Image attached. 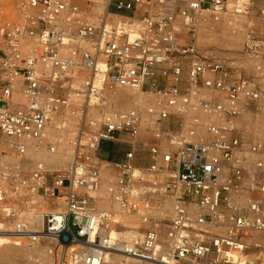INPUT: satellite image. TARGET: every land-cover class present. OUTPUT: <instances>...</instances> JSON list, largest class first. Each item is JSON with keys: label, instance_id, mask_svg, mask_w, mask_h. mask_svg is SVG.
Returning <instances> with one entry per match:
<instances>
[{"label": "built area", "instance_id": "obj_1", "mask_svg": "<svg viewBox=\"0 0 264 264\" xmlns=\"http://www.w3.org/2000/svg\"><path fill=\"white\" fill-rule=\"evenodd\" d=\"M90 4L20 0L14 19L0 21V235L45 246L51 264L126 263H109L107 253L138 264H264V131L235 124L247 110L264 118V89L234 58L197 42L198 18L216 22L230 9L264 19V0H107L95 20ZM252 27L243 53L258 57L264 35ZM75 69L87 73L88 100L127 88L152 104L146 114L114 112L94 130L91 120L80 125L65 169L25 166L34 148L55 149L47 129L63 125L57 115L71 105ZM122 133L150 160L136 166L131 150L108 162L116 170L110 199L144 224L131 242L110 236L91 193L101 180L100 143ZM160 190L172 198L161 220L149 213Z\"/></svg>", "mask_w": 264, "mask_h": 264}, {"label": "rangeland", "instance_id": "obj_2", "mask_svg": "<svg viewBox=\"0 0 264 264\" xmlns=\"http://www.w3.org/2000/svg\"><path fill=\"white\" fill-rule=\"evenodd\" d=\"M91 2H87V0H74L78 5L82 7H86L87 3H91L89 6V15L91 19H98L99 15H102L100 8L103 7L106 0H90ZM20 0H0V21L3 20H13L15 17L16 7ZM257 15V13H254ZM253 15V14H252ZM258 18V19H257ZM115 20H122L120 17H115ZM228 19V20H227ZM231 20L234 23L231 24L230 18H223L222 25L220 26L219 32L210 34L205 26L199 30L197 34V42L200 33H209L206 36L212 37L210 42L207 43H199L204 46H213L210 48L213 51H218L221 53L223 57L234 58V64L243 69L246 74H250L246 71L249 70L253 72L254 79L260 86L264 89V55H259L258 57H250L243 53L244 45H243V35H244V25L245 24H254L252 29L256 31L260 36L264 35V19L261 20L258 16L255 18H251L248 15V18L234 17ZM263 27V31L260 32V28ZM231 34V35H230ZM228 35L234 37V43L228 44L226 43V37ZM205 37V36H204ZM258 63V64H257ZM260 63V64H259ZM256 64V65H255ZM246 68V69H244ZM241 71V70H240ZM75 76L78 75L79 71L74 70L72 72ZM77 73V74H76ZM87 75V73L85 74ZM82 78H85L81 76ZM82 91V83L81 81L72 80L70 92L79 93L83 95ZM263 93V92H262ZM132 94L136 95V93ZM137 96V95H136ZM85 99V98H84ZM15 102H22L21 96H15L13 98ZM69 101L72 99L69 98ZM104 100H99L98 103H95L99 107L95 109V111H100V107L104 105ZM83 103V101H82ZM1 105H4L3 103ZM122 106V105H121ZM126 108L125 105L120 107L117 103H111V105L107 106V109H119ZM123 108V109H124ZM72 109H77L75 107H71L69 111L62 112L59 118L63 120V125L60 127H51L47 129V137L51 140L56 146V152L54 154H50L49 151L42 147L41 151L34 152L30 154L28 159L24 162V165H31L35 162H43L47 168L52 169H65L67 167L68 162L74 154L73 142L77 139V124L80 115H72ZM77 113V111H75ZM258 115H248L243 117L240 120L239 127L244 129L245 131H252L255 135L261 136L263 133V123L261 121L258 122ZM257 121V122H256ZM256 122V123H255ZM255 123V124H254ZM58 124V123H57ZM258 124V125H257ZM1 137V136H0ZM134 140L125 133H122L120 136V141H102L100 143V148L98 150V157L100 161H102L99 172H100V182L98 186L91 190V193L97 196V205L100 209L106 210L112 213V229L114 236H121L123 240L127 242H131L132 240H136L141 237L142 234H137V232L142 230V223L140 217L136 213H128L120 208L118 204L111 201L109 199L107 188L109 183L113 180L116 171L112 167V165H108V162L120 161L124 159V155L126 152L135 150L136 156V166H147L150 163L149 156L147 152L142 149V146L138 142H133ZM2 143L0 142V145ZM106 144H111L114 146V154L115 159L110 160L107 157V152L104 151V146ZM10 161L13 163L19 162V160L10 158ZM153 197V205L152 209L149 211L150 215L154 217L155 214L160 216L159 220L165 217H169L171 215L172 209V200L168 198H164L161 195L153 194L150 195ZM161 210L159 211V209ZM117 213V214H116ZM156 216V215H155ZM113 222H117L116 224ZM143 231V230H142ZM165 232L161 231V238L165 237ZM113 236V237H114ZM4 240H7V245L12 249L18 250V257L8 256L7 259L4 260L5 264H50L49 258L45 257V253H43L42 249H27L24 243L13 241L9 237H3ZM9 242V243H8ZM264 244V241H262ZM34 250V251H30ZM20 257H23L21 259ZM48 258V259H47ZM33 259V260H32ZM39 261V262H38ZM125 264H138L131 261H126Z\"/></svg>", "mask_w": 264, "mask_h": 264}, {"label": "bare ground", "instance_id": "obj_3", "mask_svg": "<svg viewBox=\"0 0 264 264\" xmlns=\"http://www.w3.org/2000/svg\"><path fill=\"white\" fill-rule=\"evenodd\" d=\"M106 7H107V0L105 1L103 7L100 8V11H101L102 15L103 14L106 15ZM248 15L251 18H255L257 16V15H255L253 13V11L244 12V13H234L232 10L228 9L227 11L222 12L220 14L219 20L216 21V22H212L210 19H206V18H204V19L198 18V21H197L198 32H199L200 29H202L203 26H205V28L208 31H210L209 32L210 34L219 32L220 26L222 25V22H223V18H225V17L226 18H230V21H231V24H232V23H234V21L231 20L232 18H234V17H241V18L247 19L248 18ZM115 17L116 16H113V18H115ZM258 17L261 20H263L262 17H260V16H258ZM120 18H122V17H120ZM250 25H254V24H245L243 26L244 27V31H243L244 32V35H243V44L245 42V37H246V33L248 31V27ZM262 31H263V27L260 28V32H262ZM198 32H197V34H198ZM209 33H205V34L204 33H200V35L198 37V43H207V42H210L211 41L210 39H212L211 35L210 36H206V34L208 35ZM230 35H228V37H226V43H228V44L234 43V37H232ZM75 70L76 71H79L78 75H81L83 77H86V75H85L86 72L85 71L78 70V69H75ZM73 76H74L73 80H75V81H78V82L81 81V83H82V81L84 80V78H82L81 76H75V75H73ZM94 84L97 85V86H99V84H97L96 81L94 82ZM83 90H84V86L82 84V91ZM132 92L133 93H136L137 96L134 95V94H132ZM148 95L149 94L143 93L140 90H131V89H127V88H118V89H115V90H112V89L111 90H104L103 89V90L100 91L99 95H97L96 97H91L88 100L87 98H85L84 95H80L79 93L70 92L69 93V98L72 99V101H70L71 107L73 106V107L77 108V109H72L71 113H72V115H76V114H79L80 115L79 120H78V124H79V122H80V124L77 126V129L78 130H79V126L80 125H83L84 123L86 125H88L90 120L94 123V126L92 125L89 128L91 130H94V129H96L99 126V124L101 122L105 121V119L108 118L114 112H120V111H126V110H131V109L134 110V109H136V110H141L143 113H145V110L152 104V100L148 97ZM15 96H21L22 100L24 101V98L22 97V95L20 93L13 94L12 100H13V98ZM101 99L104 100L103 101L104 102V105L101 106L100 107L101 108L100 111L97 112V111H95V109H98L99 107L97 105L95 107L94 104L95 103H98L99 100L101 101ZM82 101H83V103H82ZM117 102L120 105V107H122L123 105H125L126 108L123 107L124 109L123 108H119V109H112V110L106 108L107 106L111 105V103L113 104V103H117ZM69 109H70V106H68L66 108H63V110L57 115V117H59L63 111L66 112V111H69ZM75 111H77V113ZM252 114L255 115L256 117L258 115V120L257 121L259 122L261 120L262 123H263V128H264V118H263L262 113H252L249 110L244 111L241 115H239L238 117L235 118V124H236V126L239 127L240 120L243 117L248 116V115H252ZM146 119H147V116H146ZM261 121H260V123H261ZM263 131H264V129H263ZM76 133L78 134V131ZM78 139L79 138L77 137L76 141H78ZM2 145L3 144H1V146ZM37 151H41L40 148H34L32 150V153L37 152ZM54 152H56V146H55V149L53 151H49L50 154H54ZM29 155L30 154H28V156ZM250 157L254 158V155H251ZM11 158H13V157H11ZM71 160H72V158H71ZM108 165H110V164H108ZM114 170H115V168H114ZM134 174L137 175V170H135ZM138 187L140 189H142V190L145 189L141 185L138 186ZM144 191L147 192V190H144ZM153 194L154 195L155 194L161 195L164 198H168V199H171L172 200V198H170L169 196H165L162 193L161 190L158 191V192H155V193L152 192L150 195H153ZM109 199H110V197H109ZM110 200L113 201L112 199H110ZM113 202H115V201H113ZM151 209H152V207L150 208V210ZM100 210H102V209H100ZM160 210H161V208L159 209V211ZM103 211H105L108 214V216H109V218L111 220V222L109 223V226H110V236L113 237L114 234H113V229H112V220L114 221V219L112 217V213L109 212V211H106V210H103ZM155 215H154V218H158V219L160 218V216L158 214H155ZM160 226H162V225H160ZM142 232L143 231L141 230V231L137 232V234L140 235V234H142ZM3 237H8V236L0 235V264H5L4 263V260L7 259L8 256H15V255H17V257H18V254H17L18 253V250H15V249H12L11 247H9L7 245V240H4ZM250 240L251 241H258L259 238L256 235H254ZM25 246L27 247V249H39V248L42 249L43 250V253H45V255H46L45 257H48L49 258V262L51 264V258L49 256V254L47 253V250H46L45 246H41V245H38L37 246L36 244L33 245V246H28L26 243H25ZM30 251H34V250H30ZM20 258L23 259V257H20ZM105 260H107L109 263H113L115 261L122 263V262H124L123 260L137 263L133 258H130L128 256H126V258H125V257L120 256V255H116L115 256V255H110L108 253L105 254ZM20 264H23V263H20ZM40 264H41V262H40Z\"/></svg>", "mask_w": 264, "mask_h": 264}, {"label": "trees", "instance_id": "obj_4", "mask_svg": "<svg viewBox=\"0 0 264 264\" xmlns=\"http://www.w3.org/2000/svg\"><path fill=\"white\" fill-rule=\"evenodd\" d=\"M104 151L107 152L108 159H111V158H113L115 156L114 153H113L114 149H113L111 144H106L104 146ZM112 155H114V156H112Z\"/></svg>", "mask_w": 264, "mask_h": 264}, {"label": "crops", "instance_id": "obj_5", "mask_svg": "<svg viewBox=\"0 0 264 264\" xmlns=\"http://www.w3.org/2000/svg\"><path fill=\"white\" fill-rule=\"evenodd\" d=\"M74 1V0H73ZM112 147H113V149H114V146L112 145ZM113 153H114V151H113ZM115 155V154H114ZM114 155H112V156H114ZM115 159V157H113V158H111L110 160H114Z\"/></svg>", "mask_w": 264, "mask_h": 264}]
</instances>
